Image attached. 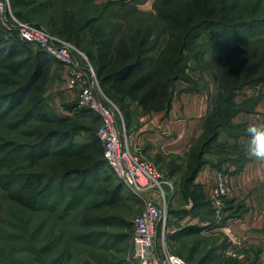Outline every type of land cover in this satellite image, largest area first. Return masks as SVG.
<instances>
[{
    "label": "trees",
    "instance_id": "16d2710c",
    "mask_svg": "<svg viewBox=\"0 0 264 264\" xmlns=\"http://www.w3.org/2000/svg\"><path fill=\"white\" fill-rule=\"evenodd\" d=\"M12 2L19 16L27 20L46 17L44 26L51 33L89 49L105 92L117 103L136 102L144 114L171 109L175 82L192 81L187 70L193 62L203 61L216 37L241 39L264 28V0H154V11L139 9L134 0H123L119 2L123 22L108 24L86 10L66 7L46 15L44 1ZM209 30L210 39H203ZM54 62L59 61L45 49L22 40L0 23V264H63L73 254L74 244H89L90 238L111 234L101 228L107 217L96 211L87 213L106 202L114 205L124 190L125 184L104 158L98 126L47 109ZM215 79L218 94L202 134L191 146L183 167L170 163L173 171L182 169V196L192 201V212L197 215L199 208L211 203L203 185L195 183L202 167L212 163L207 154H214L219 162L229 160L235 172L248 160L247 150L239 142L247 136L248 123L234 118L252 111L238 101L239 90L264 84V46L247 51L242 60L227 58ZM85 111L101 120L93 111ZM80 129L88 135L78 144L73 134ZM222 133L227 139L219 141ZM98 170L109 172L106 179L119 181L102 185L108 195L100 201L78 205L76 212L71 210L76 198L75 203L58 199L50 205L43 203V194L56 181L66 184L61 198L74 196L85 187L91 191L93 179L89 177ZM31 214L45 219L31 221ZM48 217L53 225L43 234L44 243L38 244ZM79 224L95 227L81 231L74 227ZM128 227L129 233L119 235H132L133 223ZM234 261L225 263L236 264Z\"/></svg>",
    "mask_w": 264,
    "mask_h": 264
},
{
    "label": "rangeland",
    "instance_id": "374dc122",
    "mask_svg": "<svg viewBox=\"0 0 264 264\" xmlns=\"http://www.w3.org/2000/svg\"><path fill=\"white\" fill-rule=\"evenodd\" d=\"M41 1L46 2V6L42 7L46 15L52 12L61 11L67 7L75 9L78 12L80 10H86L88 13L100 17L101 22L103 23L123 22V17H121L122 8L119 4V2L123 0ZM134 2L136 4H145V7L153 8L154 0H134ZM12 6L15 15L22 21H30L33 23L40 21L42 23L39 25L46 28L44 26L46 25V17L27 20L26 16L22 14L19 16L17 14L14 2H12ZM46 29L49 30L48 28ZM211 33V30L207 31L203 39L209 40ZM257 46H264V28L250 32L248 35L245 34L241 39L234 40L222 36L216 37L211 43V47L208 49L207 53H205L203 61L198 63L193 62L190 69L187 70L192 81L185 82L184 80L179 79L175 82L174 97L171 107V109H174L175 111H173L171 118L168 114L167 117L169 118L165 119L162 116L165 112L144 114L137 103L132 100H126L122 104L118 103L126 121L128 133L133 139L132 143L134 152L144 160L152 163L163 176L173 177L176 183L177 192L174 195L171 204L172 207L170 208L171 227H181L182 224L180 221L185 219V224L189 221H193L194 218L190 217L186 220L185 217V214L187 213L186 211L192 212L193 206L189 205L188 202L183 199L182 194H180L182 169L173 171L170 166V163L172 162L173 164L183 167L186 159L184 151L178 149V141L174 142V144V140L172 139L177 133L175 127L174 129L172 128V125L178 122L179 118H182V115L179 114V110L183 109L186 104L190 105L192 99L200 101L202 98L213 107L218 94L215 75L218 73L221 63L227 58H240L242 60L247 51H251ZM78 48L88 56L90 64L93 65L95 69L91 51L86 48H84L86 51L80 47ZM69 75L70 67L65 66L60 62L53 63L50 83L46 93L47 109L54 115L62 117L68 116L71 117L72 120L81 121L82 124L85 123L94 128L98 126L99 131L101 120L95 117L91 112H86V109L78 106L79 93L69 87L67 83ZM260 85L264 87V84ZM248 90V88L239 90L238 101L245 105L246 110L252 111L238 114L240 120L247 117L245 114L256 111V106L261 98V93L258 96H249V93H252V91ZM108 96L110 97V95ZM68 105L76 106L77 109L72 110ZM254 118L258 119V122L264 123V117L261 118L258 115H254ZM162 121L167 123L168 126L166 127V125H163ZM241 122L247 121L244 120ZM247 123L249 124V122ZM170 127L171 129H169ZM168 131H170L171 134ZM87 135L88 133L85 130L80 129L73 134V139L75 143L80 144L87 140ZM244 138L248 139V136H243L240 140ZM226 139V133H222L219 141ZM194 142L195 140L192 141V143ZM53 145H55V143ZM206 157L212 160V163H210L211 166L217 168L218 171L220 170L228 173L229 177L231 172H235L236 167L229 160L219 162L217 156L214 154H207ZM108 173L109 172L105 170H98L91 174L89 177V179H93L91 182V191L89 187L87 189L85 187L74 196H72L73 194H68L64 195L62 198V192L66 189V184L65 182L56 181L53 188L43 194V203L50 205L56 199L64 204L73 200L75 203L74 198H76L75 208H71V210L73 209V211L76 212V209L78 208L76 206L78 205L89 204L92 201L98 202L103 199L104 196L108 195L105 193L104 189H102L103 184L107 185L114 181L116 183L119 182L116 177H114V180L113 178L110 180L106 179L105 177ZM231 197L232 194L226 199L225 205L220 212H218L210 202L199 208V215H201V217L198 218V223L196 225L190 224V222L189 225L185 224L186 226H184L182 232L178 233L175 237L176 241L172 247V251L188 258L190 264H228L225 263V261L228 260H235L234 262L236 264H260L258 259L262 251L256 250L252 247L251 245L254 243L252 242V244H249L250 240H245L244 235L243 237L240 235L244 241V245L241 248L233 245L229 240L227 229L230 226H228L227 223L232 219L235 221L240 220L247 213L245 201H231ZM142 202L141 198H139L132 189L124 185V190L119 194L117 202L114 205L106 202L103 206L90 210L87 215L92 211H96L98 214L107 217L105 224L101 228L111 234L104 238L96 237L94 240L90 238V242H88L89 244L79 242L74 244L73 254L69 256L68 260L63 264H138L135 257V242L133 239L135 227L133 219L138 213L143 211L144 205ZM69 206L70 205H66L65 207ZM16 208L17 207L14 206V209ZM30 219L31 221H36L38 219H45V216L43 215L39 218L37 214H31ZM52 222V218L48 217L38 244L44 243L45 237H43V234L50 230L53 225ZM129 223H133V230H131L132 235L130 234L126 238L120 236L119 234L126 232L129 233ZM64 225L67 224H63L62 226ZM74 227H77L78 230L85 231L94 228L95 225L92 224L88 226L86 224H79L74 225ZM190 227L194 228L193 233L186 232ZM230 228L232 229V227ZM237 234L239 235V233ZM61 246H63V243H61ZM233 249L236 251L235 254H229L230 250Z\"/></svg>",
    "mask_w": 264,
    "mask_h": 264
},
{
    "label": "built area",
    "instance_id": "2783aa9c",
    "mask_svg": "<svg viewBox=\"0 0 264 264\" xmlns=\"http://www.w3.org/2000/svg\"><path fill=\"white\" fill-rule=\"evenodd\" d=\"M12 7V0H0L1 25L9 32H16L22 40L45 49L57 61L70 67L67 83L79 93L78 106L96 112L101 117L98 135L104 146V158L117 177L143 201V211L133 219L138 264H190L172 251L168 237L170 208L177 192L174 179L163 176L152 163L134 152L133 139L128 133L119 104L104 92L88 56L71 41L42 26L22 21ZM231 193L227 173L217 171L208 198L218 212ZM227 231L232 244L243 247L242 237L230 227ZM234 250H230L229 254H235Z\"/></svg>",
    "mask_w": 264,
    "mask_h": 264
},
{
    "label": "crops",
    "instance_id": "0c3cea01",
    "mask_svg": "<svg viewBox=\"0 0 264 264\" xmlns=\"http://www.w3.org/2000/svg\"><path fill=\"white\" fill-rule=\"evenodd\" d=\"M127 1L133 2V0H127ZM137 6L139 9L144 11H154L153 8L145 7V4H137ZM248 89L252 91V93L248 92L250 94L249 96H253V95L258 96L261 93V98L256 106L255 112L245 114L247 115V117L241 120L239 119L240 118L239 116H236L234 118V121L236 122H241L244 120H246L249 123L253 121L258 122V119H255L254 115L256 116L258 115L261 118L264 117V87L262 85H259L255 88L253 87ZM211 107L212 105L206 102L204 98H202V100L200 101H197V99H192L190 105L186 104L183 109L179 110V114L182 115V118H179L178 122L172 125L173 126L172 128L174 129L175 127L177 133L175 134V136H173V138L172 137L171 138L174 140L173 143L178 141L177 142V145H179L178 149H180V151H184L186 157L188 152L190 151L191 146L193 145L192 141L196 140L202 134L204 128V122L206 116L210 112ZM173 111L175 110L170 109L169 111L165 112V114H163L162 116L165 119H168L169 117L171 118ZM94 113L99 116L98 113L96 112ZM152 113H161V112H152ZM167 115L169 117H167ZM162 124L166 125V127L168 126L167 123H165L164 121H162ZM169 129H171V127ZM168 132L171 134L170 131ZM239 142L242 144L241 146H243L247 150L248 139L244 138L239 140ZM217 171H218L217 168L211 166L210 164H206L202 167V169L200 170V172L198 173L195 179V183H199L203 185L204 192L206 193V195H209ZM227 175L229 174L227 173ZM228 180L232 187V193H231L232 197L230 198L231 201L232 200L245 201V208L247 213L242 219L237 221L232 219L227 224L228 226L232 227V229H234L235 232L239 233V235H241L242 237L244 235L245 240L247 239L250 240L249 244H252L253 242L255 245L254 244L251 245L252 247H254L256 250L262 251L259 255L258 262L260 264H264V161L255 160L248 155V160L245 166L243 167V169L239 172H234V173L231 172L230 177L228 176ZM125 186L128 187L126 184ZM180 194H182V192ZM187 202L189 205L192 206L191 200H188ZM186 212H187L185 214L186 220L187 218L189 219L190 217H194L193 221H189V222L190 224L196 225L198 223L197 221L200 215H197L190 211H186ZM180 222L182 224L181 227H176V226L171 227L170 225V232L168 234V237L170 240L171 249L176 241L175 238L176 235H178V233H181L182 229H184V226H186L185 224L189 225V222L184 224L185 219ZM193 230L194 228L190 227L186 232L193 233ZM181 256L186 258L183 255Z\"/></svg>",
    "mask_w": 264,
    "mask_h": 264
},
{
    "label": "clouds",
    "instance_id": "9594fccd",
    "mask_svg": "<svg viewBox=\"0 0 264 264\" xmlns=\"http://www.w3.org/2000/svg\"><path fill=\"white\" fill-rule=\"evenodd\" d=\"M246 132L247 154L255 160L264 161V123L253 121L247 125Z\"/></svg>",
    "mask_w": 264,
    "mask_h": 264
}]
</instances>
